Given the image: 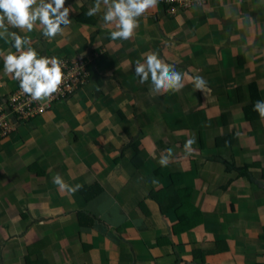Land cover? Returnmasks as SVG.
<instances>
[{"label":"crops","instance_id":"1","mask_svg":"<svg viewBox=\"0 0 264 264\" xmlns=\"http://www.w3.org/2000/svg\"><path fill=\"white\" fill-rule=\"evenodd\" d=\"M202 1L158 3L127 41L110 39L103 11L85 15L94 0H65L72 23L50 42L27 33L89 77L0 140V264H264V0ZM149 51L206 89L184 77L151 93L134 72ZM3 68L0 103L18 88Z\"/></svg>","mask_w":264,"mask_h":264},{"label":"clouds","instance_id":"2","mask_svg":"<svg viewBox=\"0 0 264 264\" xmlns=\"http://www.w3.org/2000/svg\"><path fill=\"white\" fill-rule=\"evenodd\" d=\"M83 6L82 0H80ZM159 0H94L88 11V17H93L103 11L101 20L105 28L110 29L112 41H127L134 37L139 28V18L149 9L157 7ZM72 7L65 6V0H0V39L10 44L7 50H0V58L4 61V74L18 81L21 92L29 95L33 101L46 100L56 93L64 78L62 71L64 62L57 56L40 55L32 47L33 40L27 33L35 29L41 31L46 42L57 35H63L65 29L72 23L69 19ZM63 25V27H62ZM19 29L25 34L10 31ZM115 30H111V29ZM15 49V51H13ZM142 60L135 61V75L140 83L151 81L150 92L163 94L169 90L179 92L185 87L184 77L194 85L196 90H204L207 81L200 75L188 76L186 72L177 71L174 64L165 62L156 51L142 54ZM253 111L264 120V101H257ZM195 138L185 142V150L191 155ZM161 156L159 163L167 167L172 154ZM53 183L62 191L74 194L82 185H68L60 175L53 178Z\"/></svg>","mask_w":264,"mask_h":264},{"label":"built area","instance_id":"3","mask_svg":"<svg viewBox=\"0 0 264 264\" xmlns=\"http://www.w3.org/2000/svg\"><path fill=\"white\" fill-rule=\"evenodd\" d=\"M202 3V0H159V4L167 6L169 14L175 13L178 9L188 10ZM62 71L64 78L59 90L46 100H31L29 95L21 92L16 81L18 83L16 91L7 96L5 103H0V140L8 137L16 129L11 121L12 117L18 119V122H24L48 112L60 100L74 95L86 84L89 77L87 68L83 64L69 65L66 62Z\"/></svg>","mask_w":264,"mask_h":264},{"label":"trees","instance_id":"4","mask_svg":"<svg viewBox=\"0 0 264 264\" xmlns=\"http://www.w3.org/2000/svg\"><path fill=\"white\" fill-rule=\"evenodd\" d=\"M64 100H67V99H62V100H60L61 102H63ZM54 107V106H53Z\"/></svg>","mask_w":264,"mask_h":264},{"label":"bare ground","instance_id":"5","mask_svg":"<svg viewBox=\"0 0 264 264\" xmlns=\"http://www.w3.org/2000/svg\"><path fill=\"white\" fill-rule=\"evenodd\" d=\"M27 122V121H26Z\"/></svg>","mask_w":264,"mask_h":264}]
</instances>
